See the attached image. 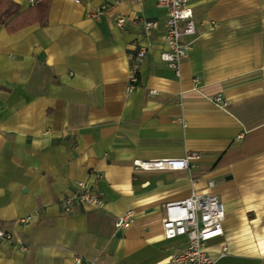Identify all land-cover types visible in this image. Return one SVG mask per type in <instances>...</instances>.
<instances>
[{"label":"crops","instance_id":"obj_1","mask_svg":"<svg viewBox=\"0 0 264 264\" xmlns=\"http://www.w3.org/2000/svg\"><path fill=\"white\" fill-rule=\"evenodd\" d=\"M10 1L16 12L0 23V230L13 240H0V264H169L186 240L163 238L164 205L193 192L224 208L223 235L206 247L215 258L225 247L215 264H264V0H192L178 75L160 60L165 11L155 0H47L43 23L17 29L10 21L37 0ZM142 20L155 23L147 34ZM138 45L148 53L128 90ZM191 152L200 158L187 170L132 167ZM78 181L104 205L63 212Z\"/></svg>","mask_w":264,"mask_h":264},{"label":"built area","instance_id":"obj_2","mask_svg":"<svg viewBox=\"0 0 264 264\" xmlns=\"http://www.w3.org/2000/svg\"><path fill=\"white\" fill-rule=\"evenodd\" d=\"M78 3L80 0H73ZM156 5L164 9L165 20L163 23L164 43L166 50L160 54V60L166 66L173 70L176 75L179 74V63L185 59L191 50L192 40H185L195 33L194 10L192 0H155ZM125 23L124 18L117 17L116 24L121 26ZM145 34L155 26L152 21H141ZM215 24L209 22L208 28L213 29ZM148 46L138 45L134 61L131 64V70L128 77V90L133 88L136 82L135 73L138 64L146 57ZM198 79H194L193 88H197ZM215 105H223L220 94L211 98ZM200 155L197 153H187L182 158H163L132 161V167L135 170L143 171H183L187 170L192 162L198 160ZM208 187L213 186L212 181L207 182ZM82 204L100 208L104 205L103 199L99 193L84 181L75 183L72 191L64 195L61 200L63 212L68 213L73 204ZM131 212L119 216L116 219L115 227H124L131 218ZM225 213L220 200L213 194L191 193V195L181 201L168 202L164 205L163 217L161 219V232L166 240L179 237L185 238V246L169 255V264H215L217 258L224 255L226 249L222 247L217 258L207 252V244L210 241L220 238L223 235V221ZM30 217H26L21 222L26 223ZM0 240L12 242V235L0 230ZM26 251L25 247H20ZM79 259H76V263Z\"/></svg>","mask_w":264,"mask_h":264},{"label":"trees","instance_id":"obj_3","mask_svg":"<svg viewBox=\"0 0 264 264\" xmlns=\"http://www.w3.org/2000/svg\"><path fill=\"white\" fill-rule=\"evenodd\" d=\"M2 6L0 5V23L7 21L16 12V8L12 5L10 0L5 1ZM47 10L48 1L37 0L32 4L29 11L18 15L10 22L15 24V29L21 28L36 21L43 23L46 17Z\"/></svg>","mask_w":264,"mask_h":264}]
</instances>
